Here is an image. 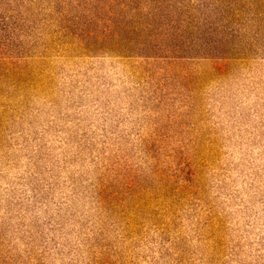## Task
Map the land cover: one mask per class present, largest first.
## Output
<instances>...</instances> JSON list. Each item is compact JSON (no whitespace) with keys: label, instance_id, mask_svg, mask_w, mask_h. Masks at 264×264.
<instances>
[{"label":"rangeland","instance_id":"374dc122","mask_svg":"<svg viewBox=\"0 0 264 264\" xmlns=\"http://www.w3.org/2000/svg\"><path fill=\"white\" fill-rule=\"evenodd\" d=\"M0 264H264V0H0Z\"/></svg>","mask_w":264,"mask_h":264}]
</instances>
